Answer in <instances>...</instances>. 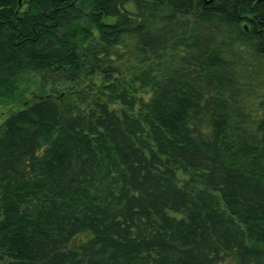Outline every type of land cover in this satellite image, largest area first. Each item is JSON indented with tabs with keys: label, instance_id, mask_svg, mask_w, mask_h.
Returning <instances> with one entry per match:
<instances>
[{
	"label": "trees",
	"instance_id": "16d2710c",
	"mask_svg": "<svg viewBox=\"0 0 264 264\" xmlns=\"http://www.w3.org/2000/svg\"><path fill=\"white\" fill-rule=\"evenodd\" d=\"M18 5L0 0V87L73 83L131 40L146 64L1 124L0 264H264V0Z\"/></svg>",
	"mask_w": 264,
	"mask_h": 264
},
{
	"label": "rangeland",
	"instance_id": "374dc122",
	"mask_svg": "<svg viewBox=\"0 0 264 264\" xmlns=\"http://www.w3.org/2000/svg\"><path fill=\"white\" fill-rule=\"evenodd\" d=\"M126 8L133 11V7L129 4ZM77 28L80 30V33L76 37L75 42L78 45L79 53H82V49L87 50V46H90L94 41L93 39L97 38V35H95L96 29L92 27L91 32H94L93 37H87L81 33V29L85 28L83 23L77 24ZM107 55L99 56V58L103 57L100 68H97L92 73L88 69H84V74L73 83L63 84L62 81H59V75H61L59 73H62L61 71L57 74L59 79L54 74L26 72L18 76L7 87L5 85L0 87V126L10 113L20 109L25 102L28 103V101L43 97L52 92L51 90L58 92V94L67 92L78 105L86 107L93 99L105 98L103 91L107 77L104 75L103 68H106L108 64L116 68L115 74L109 78V82L116 84L128 82L131 76L140 72L146 64L145 62H140V57L134 50L133 40L123 47L112 48L110 56L107 57ZM134 95L137 98L143 97L146 99L148 93H146V89L144 88L137 91ZM179 178L184 179V176L179 175ZM224 264H234L233 259H225Z\"/></svg>",
	"mask_w": 264,
	"mask_h": 264
},
{
	"label": "water",
	"instance_id": "95a60500",
	"mask_svg": "<svg viewBox=\"0 0 264 264\" xmlns=\"http://www.w3.org/2000/svg\"><path fill=\"white\" fill-rule=\"evenodd\" d=\"M21 1H22V0H18V4H19V5H18V9H17V11H18V10L20 9V7H21Z\"/></svg>",
	"mask_w": 264,
	"mask_h": 264
}]
</instances>
